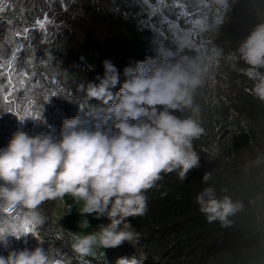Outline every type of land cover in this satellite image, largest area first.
<instances>
[{
  "label": "trees",
  "instance_id": "1",
  "mask_svg": "<svg viewBox=\"0 0 264 264\" xmlns=\"http://www.w3.org/2000/svg\"><path fill=\"white\" fill-rule=\"evenodd\" d=\"M163 1L166 6L169 0ZM174 1L183 4L184 17L189 14L197 18L206 14L212 22L220 15L208 0ZM88 2L91 1H84L86 5ZM154 2L98 0L93 7L86 8L84 14L73 15L68 20L73 8L69 6L46 28L45 36L35 34L33 45L36 49H33V58H30L33 60L32 67H25L28 79L18 86L25 100H35L29 106L40 113L44 134L59 139L63 121L79 114L80 101L87 106V117L103 108L100 101L88 100L79 89L81 84L99 83L97 77L103 76L80 57L85 30H92L111 48L113 64L120 74V83L111 89L114 94L125 80V67L153 57L159 48L170 50L177 57L198 60V47L180 46L168 31L160 46L154 43V27L161 22L158 15L150 14L149 4ZM27 3L28 0H0V32L10 18L23 22L31 20L25 7ZM175 18L181 26H185L180 17ZM261 23H264V0H229L223 22L217 25L216 33L212 35L214 47L220 50L217 80L225 84L220 95L227 104L223 102L220 107L205 104L206 90L200 86L193 94V106L201 113L200 124L206 129V134L193 142L200 158L199 166L190 170L184 181L176 172L162 174V179L153 186L155 194L147 197L149 210L146 215L129 218L140 234L138 241L146 246V264H264V102L248 91L252 82L239 71L245 67L243 62L228 59L230 54H237L241 42ZM13 38L9 36L6 40L0 33V72H3L0 84L6 81L3 68L9 65L14 52L17 54L14 62L19 61V53L16 52L20 49H12ZM60 38L63 42L54 47ZM39 39L41 43H38ZM68 91L70 95H67ZM48 101L55 103L63 115L59 117L49 109ZM231 110L246 118V128L236 125L230 143L220 149L216 124L232 119ZM192 114L191 109L177 113L181 117ZM233 120L237 122V116ZM208 143L222 157L235 155V158L219 161L209 157L203 149ZM205 174H210L206 183L203 182ZM209 186L214 187L218 198L228 195L241 205L235 214L228 217L226 226L219 221L208 223L194 203L196 193ZM47 206L45 202L40 207L46 218L38 230L43 243L41 246L64 264H78L76 254L53 234ZM21 241V238L10 237L8 246ZM7 254L6 248L0 246V255Z\"/></svg>",
  "mask_w": 264,
  "mask_h": 264
},
{
  "label": "clouds",
  "instance_id": "2",
  "mask_svg": "<svg viewBox=\"0 0 264 264\" xmlns=\"http://www.w3.org/2000/svg\"><path fill=\"white\" fill-rule=\"evenodd\" d=\"M208 2L220 13L216 18L219 25L229 0ZM228 59L243 62L245 67L239 71L252 82L248 91L264 102V23L255 26L237 54ZM103 68L99 83L81 84L79 89L88 100L101 102L103 120L111 121V128L90 127L78 114L63 121L59 139L16 131L7 147L0 149V246L7 248L10 237L29 234L39 241L34 249H13L7 256L0 255V264H62L41 246L38 230L46 219L41 205L63 202L65 197L82 205V217L94 215L110 221L95 231L71 237V248L80 257L124 242L134 244L140 234L129 218L148 212L146 191L162 174L176 172L184 181L199 166L193 142L206 130L198 120L193 94L203 83L207 66L159 48L153 57L125 67V80L115 94L111 89L120 83V74L109 60L103 62ZM185 109L193 114L177 115ZM14 115L24 123L26 117ZM209 179L210 174L203 176V182ZM193 200L208 223L219 221L224 226L241 207L228 195L218 198L211 186L197 192ZM79 227L89 228L88 219H82ZM116 264L144 261L136 255L122 256Z\"/></svg>",
  "mask_w": 264,
  "mask_h": 264
},
{
  "label": "rangeland",
  "instance_id": "3",
  "mask_svg": "<svg viewBox=\"0 0 264 264\" xmlns=\"http://www.w3.org/2000/svg\"><path fill=\"white\" fill-rule=\"evenodd\" d=\"M31 1L38 4L41 0ZM84 1L85 0H61L60 4H58V7L55 10L52 9L51 12L44 13L40 17H36V21H32L30 27L24 26L23 33H25L27 36H15L13 38L15 42L13 43L12 49H20V51L16 52L19 53V61L16 62L18 64L17 67V64L14 62L17 54H14V52L13 58L8 62L12 66L11 70L8 66L3 68V71L6 73V81L1 82L0 84V149L7 147L9 140L16 131H24L30 136H35L42 133L44 134L43 124L40 122V113L36 112L37 110L35 111L30 108V110H32L34 113V116L26 117L23 124L19 122L16 115L6 111H8L9 107H14L16 104H18L20 106V114L22 115L24 107L29 106V102L31 101L24 99V95H21L19 92L20 87L18 85H20L21 79H24V82H26L28 79L25 72V67H32L33 60H30V58H33V56H31L33 49H31L30 44L34 43L35 36L39 33H42V36H45L47 32L46 28L51 25L59 13L66 12L68 5H70V8L71 6L73 7L72 14L70 17H68L69 20L73 15L84 14L85 9L93 7V3L98 0H90L91 2H88L87 5L84 3ZM163 9L166 10L167 14ZM149 11L151 15H158L161 18L160 25L154 27V43H156L157 46L161 45L165 37V32L168 31L169 33H172L173 37L176 38L180 46L188 44L193 47H198L200 53L198 60L208 68V71L203 78V83L200 86L206 90V96L204 100L205 104H208L210 107H220L224 105V103L227 104L226 101L224 102V97L220 95V91L223 90L222 88L225 87V84L224 82H218L217 80V76L220 72V50L214 47L212 40V35L215 34L217 30L216 19L212 22H209V18L206 14L197 18L189 16V14L184 17L185 8L183 4L174 0H169L166 6L163 0H155L154 3L149 4ZM35 13L36 12L34 11L33 15H37ZM175 17H180L185 26H181L178 22L179 20H177ZM5 28L8 29L4 31V38H9V36L12 35L13 31L16 29V25H9ZM7 34L10 35L7 36ZM38 43H41L40 39L38 40ZM35 46L36 45H34V47ZM80 57L84 63L94 69L98 74H104L103 62L105 60L111 61L112 64L114 63L109 44L103 39L99 38L92 30H85L82 33V47L80 50ZM22 65L24 67L19 68ZM2 73L3 72H0V77L2 76ZM9 76H11L13 85L17 90L13 91L12 96L9 98V103H5L3 97L7 94V90L13 87V85L8 83ZM31 103H35V100H33ZM47 104L49 109L53 110L57 116L60 117L63 115L61 109L55 103L48 101ZM78 109L79 115L89 121L90 127L99 125L101 128H111L112 122H104L103 120L102 109L93 111L88 117L86 116L87 106L83 105L81 101L79 103ZM36 114H38L39 118H36ZM200 114L201 113L198 112L199 122L200 119H202ZM231 114L232 119L229 118L227 121H221L220 124H216V139L217 143L221 147L220 149L224 148L230 143L231 135L236 131V125L243 126L245 123H247L246 118L243 115H237V113L232 110ZM235 116H237V122H235L236 120H233ZM106 124H110V126H106ZM203 149L209 154V157L216 158V160L219 161L222 159L231 160L235 158V155H227L222 157V154H220V152L214 151V146L211 148L209 143L206 144ZM154 194V187L147 190L145 193L147 197ZM47 205L50 213L51 230L53 234L60 238L71 250V237L74 234H87L91 231L97 230L98 225L107 224L110 222L107 217H102L100 219L94 218V215L82 217L79 213L82 205L73 201L71 197H65L63 202L48 201ZM17 211L19 212L21 210L18 209ZM84 218L88 219L90 223L89 228L85 229L79 227L80 221ZM121 227L123 226L121 225ZM21 239L22 241L17 243V245H13L11 243L6 248V250H20L23 248L34 249L39 242L31 234L23 236ZM73 253L75 252L73 251ZM134 255H136L138 258H143L144 264H146V246L144 242L138 241L134 242V244L124 242L120 247L114 249H96L94 255L82 258L76 254V259H78V264H116L117 258L122 256L132 257Z\"/></svg>",
  "mask_w": 264,
  "mask_h": 264
},
{
  "label": "built area",
  "instance_id": "4",
  "mask_svg": "<svg viewBox=\"0 0 264 264\" xmlns=\"http://www.w3.org/2000/svg\"><path fill=\"white\" fill-rule=\"evenodd\" d=\"M60 1L61 0H41L38 4H36L35 2L31 1V0H28V3L27 5L25 6L27 10H29L30 12V15H31V20L28 21V22H23L21 20H16V18H10L9 20H7L4 25H3V28L1 29V34L3 35V38H4V31H6V29L8 28H5V27H8L9 25H13L15 24L16 25V29L13 31L12 35L10 34H7L10 35V36H27L24 32V26L26 27H30L32 21H36V17H40L42 14L44 13H48V12H51L52 9L55 10L57 7H58V4H60ZM64 1V0H63ZM70 5H68V7L66 9L69 8ZM36 12L35 14L37 15H33V12ZM21 26H20V25ZM6 40H8V37L4 38ZM62 39L63 38H60L59 42L55 45H53L54 47H56L57 45H60V43L62 42ZM40 41H42L40 39ZM31 46V49H36V46L34 47L33 44H30ZM57 75H59V73H57ZM65 89H63L64 91ZM68 95H70V92L68 91ZM241 126V125H240ZM243 128H246V123L245 125L242 126Z\"/></svg>",
  "mask_w": 264,
  "mask_h": 264
},
{
  "label": "snow or ice",
  "instance_id": "5",
  "mask_svg": "<svg viewBox=\"0 0 264 264\" xmlns=\"http://www.w3.org/2000/svg\"><path fill=\"white\" fill-rule=\"evenodd\" d=\"M8 67L11 70V67H12L11 64H9ZM8 83L10 85H13V81H12L11 76H9ZM20 84L21 85L24 84V79H21L20 80ZM16 90L17 89H15V86L14 85H13L12 88H9L7 90V94L3 97V100H4L5 103H9V98L12 96L13 91H16ZM53 95H55V93H53ZM29 105H31V101L29 102ZM8 112L21 115L20 114V106L18 104H16L14 107H9ZM21 116H24V117H33L34 116L33 111L30 110V106H25L24 107L23 114ZM36 118H39L38 114H36Z\"/></svg>",
  "mask_w": 264,
  "mask_h": 264
}]
</instances>
